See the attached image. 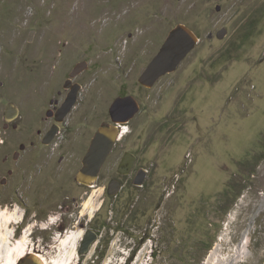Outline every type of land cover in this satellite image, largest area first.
<instances>
[{"label":"rangeland","instance_id":"obj_1","mask_svg":"<svg viewBox=\"0 0 264 264\" xmlns=\"http://www.w3.org/2000/svg\"><path fill=\"white\" fill-rule=\"evenodd\" d=\"M178 23L198 44L144 86L140 75ZM81 61L89 67L60 151L68 159L12 161L9 186L0 184V207L22 212L13 234L0 226V264L23 239L49 264H62L75 244L68 264H264V0H0V178L9 175L5 153L21 141L24 157L32 151L49 97ZM125 94L141 109L122 124L90 214L71 200L83 190L77 174ZM10 104L17 128L4 127ZM127 149L150 169L147 188H126L114 203L103 187ZM87 227L99 238L82 253Z\"/></svg>","mask_w":264,"mask_h":264},{"label":"flooded vegetation","instance_id":"obj_2","mask_svg":"<svg viewBox=\"0 0 264 264\" xmlns=\"http://www.w3.org/2000/svg\"><path fill=\"white\" fill-rule=\"evenodd\" d=\"M88 67H89V64H88ZM73 68H72V70H73ZM71 71L69 72V75L66 76L62 88L61 87L55 88L53 94L48 99V105H47V108L45 110V115L42 116V119L45 122L46 127L44 129L38 128V130L36 131V136L33 139H31L30 148L32 149V151L29 154L25 155V157H24L22 152L27 151L28 147H27L26 143L21 141L19 143V149H15L11 153L7 152L3 155L2 163L4 165L8 166L7 173L9 175L0 178V184L1 185L9 186V182L11 179L10 176H12L14 174V169L12 168V166H10L12 164L11 163L12 161H18V160L22 159V161L24 163H25V161L27 163V161L29 160L30 163L33 164V163H35V161L39 160L40 157L41 158L42 157L48 158V156H51V154H55L57 152L60 153L61 149L65 146L67 138L65 135L66 131H64V129L68 124L67 119L71 115L76 104L78 103L79 96L81 93V89L83 88V84L77 80V78L79 77V75L83 71L80 72L75 77L71 76ZM77 83L81 85V88L78 91L76 102L74 103L72 108L67 112V114L63 115L61 108H62L68 94L71 92L72 86H74ZM125 95H127V94H125ZM121 96H123V95H121ZM10 106H11V108H10ZM19 114H20V111H19L18 107H16L15 105H12V104L8 105L6 108V111H5V116L10 117L11 120L5 122L4 127L8 128L9 125L12 124V126L14 128H17L18 124L14 120L20 116ZM54 127L56 128V132L53 134L50 141L46 142V139H47V136H48L50 130ZM119 127L121 128V133H120L118 140H120V138L122 137V134L124 133V126L120 125ZM118 140H117L115 146L113 147L112 151L110 152V154L106 158L102 168L100 169L98 178L93 184L83 183V182L79 181L78 178H76L77 184L81 188H83V190L79 196H77V195L72 196L71 200L77 202V204L74 206H82L83 210L88 211L90 214H92L94 212L95 207L93 206L94 203H93L92 196H90V194L93 190L92 188H94L101 179L106 178L104 176V173L106 175L105 167L116 151V146H117ZM4 143H5L4 140H0V148ZM86 152H85V154H86ZM85 154H84V156H85ZM84 156H83V158H84ZM66 159H68L66 154L60 153L59 160L61 162H63ZM116 160H117V167L115 168V170L110 172V175H112V176L107 181L106 185L103 187V190H104L103 194H106V196L108 198H113L114 203L116 201H118V199H121V196H123V192L126 188L132 189L134 187H137L141 191L145 190L147 188V180H148V176H149V172H150L149 168H147V167H145L139 163V158H138L137 153H135L134 151H131L129 149L124 150L121 153H119V155L116 157ZM82 165H83V161H82ZM82 165H81V167H82ZM140 181H141V183L138 184L137 182H140ZM42 183H43V181H42ZM35 185L38 188H39V186H41L39 184V181H37ZM65 198L66 199L70 198V196L66 195ZM139 198H140V195H139ZM83 199L84 200L86 199V200L84 201ZM5 209H8V208H5ZM63 209H64L63 212L66 213L69 209H71V207L66 205L65 207H63ZM0 210L4 211V209L1 207H0ZM6 211L7 212H16V214H15L16 217L14 216V218H13L14 220L11 219V221H9V222L7 221L6 224H4V226H3V227H6V229H7L6 231H8V229H10V231H12V234H13V229L10 227L11 223L13 221L18 222L21 219L22 212L17 206L13 209H8ZM87 223H88V221H87ZM57 226L59 227V229L62 230L65 227L64 220L61 219V221L58 223ZM41 228H46V227L41 225ZM89 231L96 232L98 235V238H99V233L96 230L92 229V227H87L85 234L88 233ZM12 234H11V237H12ZM85 234H84V236H85ZM64 237H66V236H64ZM64 237H61L60 240L62 239L61 241H63ZM83 239H84V237H83ZM83 239H82V242H83ZM82 242H81V245H82ZM92 246L90 247L89 250L92 249ZM26 247H27L26 248L27 252H25L24 255H22V256H25L29 253H36L37 255L41 253L42 255H45L48 257V259H50V256L44 254L43 252H40V251L35 252L34 250H32L29 243L26 244ZM54 247L56 249H60V247L57 246L56 244L54 245ZM22 256L18 258L16 263L22 258Z\"/></svg>","mask_w":264,"mask_h":264},{"label":"water","instance_id":"obj_3","mask_svg":"<svg viewBox=\"0 0 264 264\" xmlns=\"http://www.w3.org/2000/svg\"><path fill=\"white\" fill-rule=\"evenodd\" d=\"M221 35L222 33L219 34V36ZM199 39L196 31L190 26L185 23L176 24L169 31L160 49L140 75V83L146 87H153L162 76L174 72L196 47ZM87 68L88 61L78 62L71 71V76L75 77ZM80 88L81 85L78 83L72 86L71 92L61 108L63 115L67 114L76 102ZM140 109V102L131 94L117 96L113 100L109 108L111 121L105 122L96 130L83 158V165L78 172L77 178L79 181L93 184L97 180L100 169L120 136L121 128L119 126L133 118ZM55 132L56 128L54 127L50 130L46 142L50 141ZM137 183L139 184L141 181ZM97 239L96 232L89 231L86 233L80 249L81 252L88 251ZM17 264L45 263L36 253H29L23 256Z\"/></svg>","mask_w":264,"mask_h":264},{"label":"bare ground","instance_id":"obj_4","mask_svg":"<svg viewBox=\"0 0 264 264\" xmlns=\"http://www.w3.org/2000/svg\"><path fill=\"white\" fill-rule=\"evenodd\" d=\"M16 212H13V213H11V214H9L8 212H5V211H2V210H0V226H1V224H2V222L3 221H6L7 222V220H10V219H12V217H16ZM10 233L9 232H4V235H6V238L5 239H8V235H9ZM26 239V238H25ZM70 240V238L69 237H65L64 239H63V241H62V243L64 244H67L68 243V241ZM24 242V239H23V241H20V243L17 245V248H16V250L14 251V253L13 252H11V255H9L7 258V261H8V264H15L16 263V261H17V259L19 258V257H21L22 255H24V253L25 252H27L26 251V245L23 243ZM76 244L75 245H72V246H69V249H68V251H67V253H66V255H65V257L63 258V262H62V264H68V263H70L71 261V258L73 257V254H74V251H75V249H76ZM70 248H72L71 250H70ZM15 249V248H14ZM39 255V257L44 261V263L45 264H49V259H48V257L47 256H45V255H42L41 253L40 254H38ZM23 257V256H22ZM60 260V261H61ZM18 263V262H17ZM16 263V264H17Z\"/></svg>","mask_w":264,"mask_h":264}]
</instances>
